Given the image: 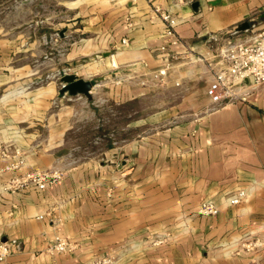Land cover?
<instances>
[{"label":"crops","instance_id":"obj_1","mask_svg":"<svg viewBox=\"0 0 264 264\" xmlns=\"http://www.w3.org/2000/svg\"><path fill=\"white\" fill-rule=\"evenodd\" d=\"M153 5L178 17L182 43L172 49L179 62L163 84L111 86L112 103H136L140 115L132 125L147 127L124 143L106 139L96 151L67 147L66 132L78 128L80 106L70 100L81 94L63 103L55 82L42 84L37 66L21 59L27 48L0 37V146H22L26 163L15 173L64 170L43 191L0 192V241L16 238L20 244L0 264H87L104 255L113 256V264H264L262 249L240 247L245 239H264V85L251 90L246 102L212 109L213 76L193 61L206 50L208 34L260 14L264 0L84 1L74 6L70 33L76 37L63 61H84L75 74L97 78L101 84L95 86L104 85L110 68L114 76L141 61L156 69L163 22ZM252 27L241 34L252 35ZM96 64L105 74L90 78ZM12 174L0 161V181ZM239 189L246 197L229 204ZM204 200L218 212L199 214ZM56 233L74 242V249L47 252Z\"/></svg>","mask_w":264,"mask_h":264},{"label":"rangeland","instance_id":"obj_2","mask_svg":"<svg viewBox=\"0 0 264 264\" xmlns=\"http://www.w3.org/2000/svg\"><path fill=\"white\" fill-rule=\"evenodd\" d=\"M84 1L94 2L95 0H0V37L11 38L14 44H23L21 48H27L25 56L21 57L20 54V57L37 66L38 74L43 80L42 84L46 81H53L60 90L62 87L60 77L64 74V70L74 74L83 71V67H80L79 64L84 61L67 65L63 58L65 49L70 45L72 38L76 37L73 32L70 33L74 6L80 7ZM246 21L253 25L250 32L256 33L264 29V22L260 18L259 12ZM67 31L69 34L66 36ZM61 34H64L66 39H61ZM247 34L250 35L251 33ZM244 35L238 31L233 36L243 38L246 36ZM35 50L39 53L36 57L33 56ZM96 65L90 78L95 79L100 74H105L101 73L102 67ZM112 70L113 68H110L106 72L108 77L103 80L104 85L95 86L101 84L97 78L93 81L94 87L91 89L90 98L79 95V100H70V102L76 101L80 106L75 115L78 128L66 132V137H69L67 147H70V143H72L74 147L77 146L76 148L80 150L83 148L86 151H96L102 146L104 147L106 139H110L115 144L124 143L126 138L146 129V125H132V122L140 115L136 112V103L127 100L116 107L112 103L109 92L114 84L122 86L137 84L146 87L149 82V80L147 81L148 78L141 73L139 67L137 71L133 69L122 70L115 76L111 74ZM69 95L65 92L59 93L63 103H68L66 99ZM16 149L20 150L24 157V163L16 168H11L10 166L14 165L17 159L15 156ZM25 155L22 146L15 142L4 148L0 146V161L5 163L6 170L13 172L11 176L0 181V192L17 193L21 191V189L8 187L7 184L15 177L25 175L32 170L15 173L25 165ZM74 159L70 157L68 162L74 161Z\"/></svg>","mask_w":264,"mask_h":264},{"label":"built area","instance_id":"obj_3","mask_svg":"<svg viewBox=\"0 0 264 264\" xmlns=\"http://www.w3.org/2000/svg\"><path fill=\"white\" fill-rule=\"evenodd\" d=\"M151 10L163 22L162 40L159 46L161 64L156 69H148L147 63L141 61L139 64H133L132 69L137 71L139 67L141 73L148 76L147 81L163 84L180 59V53L172 49V46L182 43V39L175 29L178 23L177 16L159 5H153ZM235 33L237 31L234 29H228L217 34H208L205 39L206 50L193 57V61L203 64L213 76V82L209 87L212 109L229 103L246 102L251 90L264 85V29L244 38L233 36ZM121 41L125 43L126 39L122 38ZM64 73L67 72L64 70ZM15 153L17 159L14 165L10 166L11 168H16L24 163V157L20 150L16 149ZM10 167L7 166V168ZM63 171L58 167L34 168L25 175L12 179L7 186L21 190L32 187L43 191L50 183L58 181L62 177ZM246 195L244 189H239L229 197L228 203L238 204L244 200ZM197 212L201 215H214L218 212V207L212 201L204 200L200 203ZM38 218H43V215H39ZM50 220L57 228L56 220L53 218ZM165 239V236L160 237L154 242L159 244ZM74 247V242L56 233L48 241L46 251L50 254L68 253ZM240 247L248 252L256 249L264 250V239L248 238L240 242ZM19 249L20 244L16 238L0 241V262L5 261L9 255ZM113 263V256L104 255L87 264Z\"/></svg>","mask_w":264,"mask_h":264},{"label":"water","instance_id":"obj_4","mask_svg":"<svg viewBox=\"0 0 264 264\" xmlns=\"http://www.w3.org/2000/svg\"><path fill=\"white\" fill-rule=\"evenodd\" d=\"M191 7L195 11L198 10V1H193L191 3ZM259 16L264 20V10L259 14ZM250 26L251 24L249 23V21L244 20L239 24H237L234 27V30L237 32L244 31V30H248ZM93 81L94 80H88L78 77L74 73H64L60 77V82L62 84L60 92L61 93L66 92L70 95L81 94L90 98L91 89L93 87Z\"/></svg>","mask_w":264,"mask_h":264}]
</instances>
